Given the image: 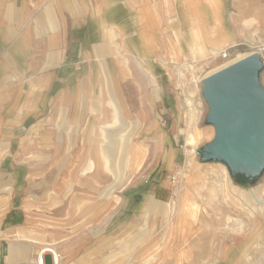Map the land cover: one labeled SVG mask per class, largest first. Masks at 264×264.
I'll return each mask as SVG.
<instances>
[{"label": "crops", "instance_id": "crops-1", "mask_svg": "<svg viewBox=\"0 0 264 264\" xmlns=\"http://www.w3.org/2000/svg\"><path fill=\"white\" fill-rule=\"evenodd\" d=\"M198 28L210 51L264 42V0H0V264H36L45 247L57 264H134L135 194L158 198L150 178L175 169L196 112Z\"/></svg>", "mask_w": 264, "mask_h": 264}, {"label": "rangeland", "instance_id": "rangeland-1", "mask_svg": "<svg viewBox=\"0 0 264 264\" xmlns=\"http://www.w3.org/2000/svg\"><path fill=\"white\" fill-rule=\"evenodd\" d=\"M254 36L255 34L251 33L242 41L223 44L219 49L209 50L210 57L197 59L196 72L192 75L196 84V112L189 116L192 125L188 122L181 124V132L186 136L185 140L179 143L181 146L176 147L178 154H173L175 169L161 173L160 177L157 174L152 176V170H144V174L150 172L152 176L150 188L156 186L150 193H155L158 198H151L148 201L142 198L143 192L135 194L138 199L133 201L134 264H224L231 250L235 249L238 252L246 245L253 236V229H257V226L255 227L257 223L264 227V158L258 166H247L241 160L230 159L222 152L216 153L209 148L215 138V126L208 119L210 107L203 94L202 84L205 76L221 69L232 60H237L236 57H244L254 52V45L264 46V42ZM226 48L228 57L221 58L220 51ZM213 51H216L217 55L212 54ZM261 56L264 59V52ZM262 75H264V66L259 74V81ZM195 119H197L196 123H193ZM168 120L169 118L166 119L165 125L169 124L170 120ZM191 133L200 135L194 144L187 143V136ZM139 139L135 137L134 141ZM100 143L109 146L111 140L102 137ZM5 145H10V142L9 144L6 142ZM191 148L195 149L194 153L190 152ZM138 154L135 153L134 157L136 158ZM159 155L157 152L151 153L149 161L155 163ZM7 156L14 157L11 153ZM110 158L109 153L102 154V165L106 161L109 162ZM6 159L8 161V158ZM26 160L24 159L25 162ZM110 174L109 170L102 169L101 197L108 198L107 204L117 199L109 189L115 186L112 184ZM160 179L162 181L167 179L168 183L157 186L163 183ZM112 221V214L104 216L100 227H111ZM230 221L239 224L228 230ZM143 230L146 233H143ZM31 235L33 234L25 236L31 237ZM120 236V233L117 234L115 239ZM124 236L122 249L118 250L119 257L123 256L125 249L129 247V242L125 247ZM32 238L36 241L34 236ZM263 238L264 235L261 241L253 246L256 248L250 252L249 257H240L237 264H264ZM106 246L103 244V247ZM129 252L130 248L127 250V255ZM112 257L115 258V255Z\"/></svg>", "mask_w": 264, "mask_h": 264}, {"label": "water", "instance_id": "water-1", "mask_svg": "<svg viewBox=\"0 0 264 264\" xmlns=\"http://www.w3.org/2000/svg\"><path fill=\"white\" fill-rule=\"evenodd\" d=\"M263 61L252 52L202 79L215 126L210 149L247 166L264 158V87L259 81Z\"/></svg>", "mask_w": 264, "mask_h": 264}, {"label": "bare ground", "instance_id": "bare-ground-1", "mask_svg": "<svg viewBox=\"0 0 264 264\" xmlns=\"http://www.w3.org/2000/svg\"><path fill=\"white\" fill-rule=\"evenodd\" d=\"M214 1V0H212ZM215 10V9H214ZM212 13V12H211ZM217 13V12H216ZM218 17V16H217ZM215 20V19H214ZM254 21V20H253ZM216 23V21H215ZM242 25V24H241ZM248 25V24H247ZM192 29V28H191ZM196 43L195 42H192L191 46H190V49H191V52L193 55H199V56H202L204 58L206 57H210V51L208 49L205 48V43H204V39H205V36H204V33L202 30H199V29H196ZM204 36V37H203ZM212 36V35H211ZM203 37V38H202ZM255 37V36H254ZM223 42V41H222ZM254 44V43H253ZM255 46V45H254ZM253 47V46H252ZM219 49V48H218ZM255 50V49H254ZM190 52V53H191ZM216 51H213L212 54H216L215 53ZM221 52V51H220ZM250 54V53H249ZM191 55V54H190ZM217 55V54H216ZM243 56V55H242ZM196 57V56H195ZM245 57V56H244ZM199 58V57H198ZM242 57H236L237 60L241 59ZM214 59V58H213ZM215 60V59H214ZM216 61V60H215ZM236 61V60H234ZM214 62V61H213ZM228 62V61H227ZM233 62V60L231 61ZM214 64V63H213ZM226 66V65H225ZM222 68V67H221ZM206 77V76H205ZM199 134H196V133H191L187 136V143L189 144H194L196 143V141L198 140L199 138ZM195 148V147H194ZM194 148H191L190 149V152L194 153L195 152V149ZM187 153V152H186ZM188 154V153H187ZM225 185V184H224ZM259 208V206H258ZM177 210V209H176ZM259 211H262V210H259ZM264 211V210H263ZM176 215V214H175ZM229 219V218H228ZM230 220V219H229ZM228 220V221H229ZM237 220V219H236ZM174 221V220H173ZM230 224L227 226V229L228 230H232L233 229V226L236 225V224H239L238 222H229ZM178 224V223H177ZM174 225V222L173 224ZM257 226V229H253V236H251V238L246 242V245L242 248L237 249L239 250L238 252L233 249L229 252V257L227 259V261L224 263V264H237L238 262V259H240V257H243V258H247L249 257L250 255V252L255 249L256 247L253 248V246L261 241L262 239V236L264 235V227L259 225V223H257L255 225V227ZM48 233V232H47ZM46 237V235H45ZM264 239V238H263ZM40 243V242H39ZM9 245V244H8ZM15 247V246H14ZM17 248V247H16ZM20 248V247H19ZM22 249V248H21ZM19 250V249H18ZM27 250V249H26ZM44 250H51L49 247H45ZM28 251V250H27ZM235 251V252H233ZM25 254V253H24ZM17 256V255H16ZM59 257V256H58ZM24 258V257H23ZM27 259V258H26ZM21 260V259H20Z\"/></svg>", "mask_w": 264, "mask_h": 264}, {"label": "built area", "instance_id": "built-area-1", "mask_svg": "<svg viewBox=\"0 0 264 264\" xmlns=\"http://www.w3.org/2000/svg\"><path fill=\"white\" fill-rule=\"evenodd\" d=\"M254 49H255L254 52H257L260 56L264 52V46L261 44L255 45ZM220 56H221V58H227L228 57L227 48L220 52ZM261 59L263 61V65H264V59L262 58V56H261ZM260 81H261V84L264 86V75H262V79ZM46 251H49L52 255V258H53L52 264H57V254L55 252H53L52 250H44V249L40 252V254H38L36 256V264H45L43 255Z\"/></svg>", "mask_w": 264, "mask_h": 264}]
</instances>
